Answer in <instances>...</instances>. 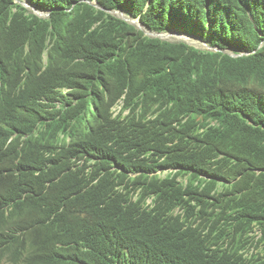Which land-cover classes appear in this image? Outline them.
Listing matches in <instances>:
<instances>
[{
  "label": "trees",
  "instance_id": "trees-1",
  "mask_svg": "<svg viewBox=\"0 0 264 264\" xmlns=\"http://www.w3.org/2000/svg\"><path fill=\"white\" fill-rule=\"evenodd\" d=\"M26 1L50 16L0 0V264H264V0H96L218 52Z\"/></svg>",
  "mask_w": 264,
  "mask_h": 264
},
{
  "label": "clouds",
  "instance_id": "clouds-1",
  "mask_svg": "<svg viewBox=\"0 0 264 264\" xmlns=\"http://www.w3.org/2000/svg\"><path fill=\"white\" fill-rule=\"evenodd\" d=\"M15 2H16V0H15ZM16 3H17V4H22L24 7H26V8L29 9V10H31L33 13H35L36 15H38V16L41 17V18H47V17L50 16L48 13H45V12H41V11H39L38 9H36L35 7H33L31 3L27 2L26 0H24V1H21V0H20L19 2H16ZM88 3L91 4V5H93V6L96 7L97 9H101V10L107 12V13H110L111 15H114V16H116L117 18L122 19L123 21H125V22H127V23H129V24H131V25H133V26H135L138 30L144 32L145 35H146L147 37H149V38H152V39H160V40H162V41H166V42H170V43H186V44H188L189 46L195 47V48L200 49V50H205V51H213V52L222 51V50H220V49H217V48H213V47H211V46L208 44V42L204 41L202 38L194 37V36L189 35V34H185V33H177V32H173V31L168 32V33H155V32H152V31H150L149 29H147V28L141 23L140 19H135V18L131 17L130 15H128V14H127L126 12H124V11H119V10H116V11H109V10H107V9H105V8H103V7H101V6H99V5H98V2H97L96 0H95L94 2H88ZM42 15H43V16H42ZM122 16H125V18H126L127 20L123 19ZM130 19L136 20V21L138 22L139 26L136 25V24H134L133 22H131ZM159 35H160V36H159ZM164 35H172V36H180V35H183V36H186V37H188V38H191V37H192V38L197 39V41H200V42L204 43V45L207 47V49L198 48V47H196V46H194V45H191V44H189V43H187V42H172V41H169V40H163V36H164ZM229 55H231V56H233V57L241 56V55L234 54V53H232V52H230ZM119 105H120V104H119ZM119 105H118V106H119ZM118 106H117V107H118ZM89 108H91V104H87V110H88V111H89ZM121 108H122V105H121ZM115 112H116V111H115ZM119 113H120V112H119ZM119 113H118V114H119ZM116 114H117V113H116ZM127 114H128V113H127ZM127 114L125 113V115H127ZM166 172H167V171H166ZM166 172H160L159 174L163 177V174L166 173ZM168 173H169V172H168ZM169 174H170V173H169ZM167 176H168V175H167ZM167 176H166V177H167ZM163 178H165V177H163ZM187 179H188V178H186V179H181V178H180V180H184V181H187ZM148 204L151 205V204H152V200H149ZM256 232H257V231H256ZM256 232H255V233H256ZM255 233L252 234V237H253V235H254ZM253 241H254V247H256V244H257L258 241H260V238H259V240L255 243V238L253 237ZM252 249H255V248H251V250H252ZM251 250H250V251H251ZM256 250H257V251H256L257 253H260V251H261L260 249H256ZM251 253H252V251H251ZM257 253H256V254H257ZM4 264H10V263H4Z\"/></svg>",
  "mask_w": 264,
  "mask_h": 264
},
{
  "label": "rangeland",
  "instance_id": "rangeland-1",
  "mask_svg": "<svg viewBox=\"0 0 264 264\" xmlns=\"http://www.w3.org/2000/svg\"><path fill=\"white\" fill-rule=\"evenodd\" d=\"M20 1V0H19ZM21 1H24V0H21ZM43 16V15H42ZM131 20V22H133L134 24H136V25H138L139 26V24H138V22L136 21V20H133V19H130ZM165 37V38H164ZM178 38H180V39H178ZM190 39L191 40H195L196 42H192V43H189L190 42ZM163 40H169V41H172V42H188L189 44H191V45H194V46H196V47H198V48H203V49H207V47L204 45V43H202V42H200V41H197V39H195V38H188V37H186V38H181V37H179V36H172V35H164L163 36ZM115 111H116V113L118 114L120 111H121V104L118 106V107H116L115 108ZM127 114V113H126ZM167 175H169V173L168 172H166V173H164L163 174V177H166ZM253 237L255 238V243L259 240V238H260V233L257 231L254 235H253ZM252 251V253H257L256 251V249H252L251 250Z\"/></svg>",
  "mask_w": 264,
  "mask_h": 264
},
{
  "label": "bare ground",
  "instance_id": "bare-ground-1",
  "mask_svg": "<svg viewBox=\"0 0 264 264\" xmlns=\"http://www.w3.org/2000/svg\"><path fill=\"white\" fill-rule=\"evenodd\" d=\"M179 37H181V38H186V36H183V35H180ZM165 38V37H164ZM178 39H180V38H178ZM192 42H196L195 40H191L190 39V42L189 43H192ZM188 43V42H187ZM197 46V45H196Z\"/></svg>",
  "mask_w": 264,
  "mask_h": 264
},
{
  "label": "water",
  "instance_id": "water-1",
  "mask_svg": "<svg viewBox=\"0 0 264 264\" xmlns=\"http://www.w3.org/2000/svg\"><path fill=\"white\" fill-rule=\"evenodd\" d=\"M16 2H19V0H16ZM122 18L125 19V20H127V19L125 18V16H122ZM159 36H160V35H159Z\"/></svg>",
  "mask_w": 264,
  "mask_h": 264
}]
</instances>
